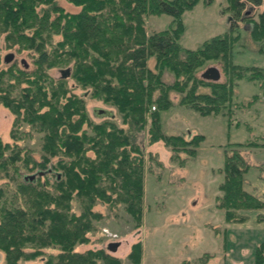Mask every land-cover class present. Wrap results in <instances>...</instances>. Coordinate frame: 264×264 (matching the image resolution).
Instances as JSON below:
<instances>
[{
  "label": "trees",
  "instance_id": "16d2710c",
  "mask_svg": "<svg viewBox=\"0 0 264 264\" xmlns=\"http://www.w3.org/2000/svg\"><path fill=\"white\" fill-rule=\"evenodd\" d=\"M65 1L80 10L69 13L60 0H0V28L8 49L32 52L34 64L32 71L23 61L21 69L14 64L0 68V106L14 115L16 131L27 127L42 135L40 159L23 148L17 136L13 144L0 140V252L5 264L32 261L47 252L43 264H122L104 249L83 247L90 246L96 223L104 219L96 211L98 205L123 206L137 226L142 223L146 167L139 136L149 124L150 144L162 141L174 150L177 144L189 156L196 154L200 137L187 141L165 135L161 128L159 110L173 105L171 93L203 116L230 119L240 81L260 82L264 93V70L257 77L249 75L251 67L233 66L238 73L225 83L196 74L209 60L229 69L239 21L256 22L252 34L258 37L264 33L262 14L253 21L238 13L240 20H235L230 35L188 50L180 44L181 18L200 0ZM229 1L241 11L264 2ZM155 14L174 17L177 27L148 36L144 22ZM54 69L69 73L54 79ZM165 74L175 81L167 84ZM67 78L75 81L74 87ZM203 86L211 91L201 92ZM74 88L83 94L74 93ZM87 93L114 108L121 126L112 118L94 122L86 110ZM249 169L238 151L226 152L218 207L226 210L228 221L240 220L239 212L264 208V201L245 189ZM130 258L140 263L142 248L136 247ZM256 258L264 263V245Z\"/></svg>",
  "mask_w": 264,
  "mask_h": 264
},
{
  "label": "rangeland",
  "instance_id": "374dc122",
  "mask_svg": "<svg viewBox=\"0 0 264 264\" xmlns=\"http://www.w3.org/2000/svg\"><path fill=\"white\" fill-rule=\"evenodd\" d=\"M59 3L69 13L80 10L65 0ZM238 13L241 17L252 16L253 21H257L261 14L264 15V2L259 8L247 7L241 11L229 0H200L193 9L182 15L184 35L181 46L198 50L212 39L230 35L235 20H240L236 18ZM239 22L238 32L232 36H237L238 40L230 68L224 70L221 61L209 60L196 72L199 78L209 67H216L221 73V80L215 83H225L229 76L232 77L235 72L233 66L251 67L249 75L257 77V72L264 70V33L255 37L252 32L256 29V22ZM144 25L147 35L152 36L175 29L177 22L170 15L155 14L148 16ZM9 45L5 40L4 28H0V68L5 69L14 64L21 69L24 61L29 71H32L33 53L25 51L18 54L15 49L9 50ZM8 54L15 55L11 63L5 62ZM63 72L54 69L50 73L54 79H60ZM164 77L169 85L175 81L172 74H165ZM74 82L68 79L70 87H74ZM199 90L203 93L211 91L206 86ZM73 91L83 94L75 88ZM171 98L173 105L166 110H159L161 128L165 135L182 136L187 141L200 137L195 148L196 154L189 156L177 144L175 150L162 141L150 144L149 124L139 136L146 167L142 223L137 226L123 206L110 208L98 205L96 211L101 212L104 219L96 223L97 231L91 234L92 243L83 249H104L118 257L122 264H136L130 258L135 254L136 247L142 248V258L138 264H200L208 253L215 255V259L208 264H225L223 249L227 245L228 251L237 261L235 264L239 261L253 264V253L264 245V208L239 212L240 220L228 221L226 210L218 205L223 196L226 152L231 154L233 151L245 157L250 166L245 175L246 191L264 201V93L260 82L247 79L238 83L231 119L222 114L203 116L190 106L180 104L179 95L174 91ZM85 99L86 110L94 122L110 119L96 117L94 110L99 108L114 113L112 120L121 126V117L114 108L104 105L90 93L85 95ZM14 120L11 111L0 106V140L3 144H13V136H17L21 140L18 143L33 151V156L40 159L42 135L32 134L27 127L16 131ZM89 155L94 154L91 152ZM216 230L221 231V235ZM112 243L120 244L115 253L108 250ZM246 251L252 253L250 258L244 255ZM50 253L21 264H43ZM0 264H5L3 252H0Z\"/></svg>",
  "mask_w": 264,
  "mask_h": 264
},
{
  "label": "water",
  "instance_id": "95a60500",
  "mask_svg": "<svg viewBox=\"0 0 264 264\" xmlns=\"http://www.w3.org/2000/svg\"><path fill=\"white\" fill-rule=\"evenodd\" d=\"M15 58L14 54H8L5 57V62L6 63H11ZM24 62V61H23ZM68 71L63 72V76L66 77L68 75ZM201 78L210 81V82H219L221 80V73L218 68L216 67H209L202 73ZM94 114L98 118H114V114L111 111L105 110V109H95ZM40 176L43 175V173L39 174ZM30 181H33L35 179V176L29 177ZM120 244L119 243H112L109 245L108 250L112 253L117 252V249L119 248Z\"/></svg>",
  "mask_w": 264,
  "mask_h": 264
},
{
  "label": "crops",
  "instance_id": "0c3cea01",
  "mask_svg": "<svg viewBox=\"0 0 264 264\" xmlns=\"http://www.w3.org/2000/svg\"><path fill=\"white\" fill-rule=\"evenodd\" d=\"M227 230V229H226ZM216 233H220V235H221V231H218V230H216ZM227 237V236H226ZM232 252H229L228 251V249H227V245L225 246V248L223 249V254H224V257H225V264H235V262H237V261H235L234 260V256H232V254H231ZM244 255L247 257V258H250V256L252 255V253H248L247 251L246 252H244ZM252 257H254V260L252 261V263L253 264H259L258 263V261H257V258H256V253H253V256ZM232 258V259H231ZM215 259V255L214 254H206L205 256H204V260L200 263V264H208V263H210L212 260H214ZM230 259V260H229ZM236 264H244V262L243 261H239L238 263H236ZM264 264V263H263Z\"/></svg>",
  "mask_w": 264,
  "mask_h": 264
},
{
  "label": "built area",
  "instance_id": "2783aa9c",
  "mask_svg": "<svg viewBox=\"0 0 264 264\" xmlns=\"http://www.w3.org/2000/svg\"><path fill=\"white\" fill-rule=\"evenodd\" d=\"M153 110L155 111V110H156V108H155V107H153Z\"/></svg>",
  "mask_w": 264,
  "mask_h": 264
}]
</instances>
